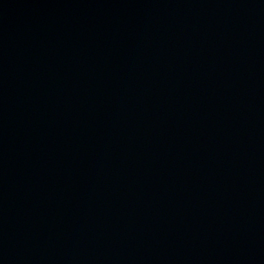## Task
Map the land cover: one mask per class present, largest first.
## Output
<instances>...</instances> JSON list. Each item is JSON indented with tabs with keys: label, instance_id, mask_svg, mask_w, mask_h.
Masks as SVG:
<instances>
[{
	"label": "water",
	"instance_id": "obj_1",
	"mask_svg": "<svg viewBox=\"0 0 264 264\" xmlns=\"http://www.w3.org/2000/svg\"><path fill=\"white\" fill-rule=\"evenodd\" d=\"M0 264H264V0H0Z\"/></svg>",
	"mask_w": 264,
	"mask_h": 264
}]
</instances>
